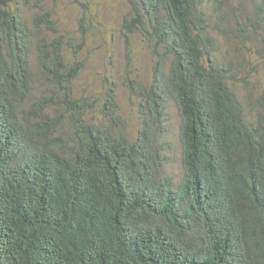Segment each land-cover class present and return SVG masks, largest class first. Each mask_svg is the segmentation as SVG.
I'll list each match as a JSON object with an SVG mask.
<instances>
[{
    "label": "trees",
    "instance_id": "trees-1",
    "mask_svg": "<svg viewBox=\"0 0 264 264\" xmlns=\"http://www.w3.org/2000/svg\"><path fill=\"white\" fill-rule=\"evenodd\" d=\"M126 1L125 43L153 60L150 82L128 78L134 136L114 87L77 90L79 46L44 1L0 0V264H264V88L251 118L205 0ZM255 13L262 33L264 0Z\"/></svg>",
    "mask_w": 264,
    "mask_h": 264
},
{
    "label": "rangeland",
    "instance_id": "rangeland-1",
    "mask_svg": "<svg viewBox=\"0 0 264 264\" xmlns=\"http://www.w3.org/2000/svg\"><path fill=\"white\" fill-rule=\"evenodd\" d=\"M56 17L61 33L71 37L79 48L77 57L83 70L76 80L79 92L103 100L108 87L116 89L120 115L125 131L134 136L140 126L138 103L131 96L128 78L150 82L153 60L150 50L138 34L131 36L127 47L122 33V20L128 10L126 0H43ZM213 18L211 30L217 37L216 59L224 65L236 62L239 74L233 88L242 100L251 118L257 114L256 100L264 88V31L255 29L256 3L261 0H205ZM215 6H213V5ZM214 8H217L216 10ZM30 12V11H29ZM214 13V15L216 14ZM86 22L85 34L79 28V19ZM239 22L241 24H237ZM259 22V21H258ZM220 24V25H219ZM246 26L249 38L240 32L223 33L238 26ZM233 27V28H232ZM261 30V29H260ZM74 48L65 49L66 56L74 58ZM170 140L173 148L166 166L167 173L179 179L182 173L181 149L177 141L179 116L174 105H169Z\"/></svg>",
    "mask_w": 264,
    "mask_h": 264
}]
</instances>
